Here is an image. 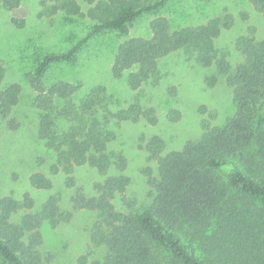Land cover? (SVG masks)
Listing matches in <instances>:
<instances>
[{
    "label": "trees",
    "instance_id": "obj_1",
    "mask_svg": "<svg viewBox=\"0 0 264 264\" xmlns=\"http://www.w3.org/2000/svg\"><path fill=\"white\" fill-rule=\"evenodd\" d=\"M83 1L92 6L87 13L81 11L79 0L53 1L55 12L65 13L69 20L86 17L92 28L87 38L67 52L46 55L34 80L38 138L55 153L53 172L68 175L72 185L77 167L88 166L101 174L114 165L123 170V155L108 150L118 127L141 118L154 124L155 111L142 109L137 98L127 108L114 111L113 96L103 86L77 97L80 86L60 81L47 87L40 78L55 64L73 62L92 36L124 33L141 16L159 12L171 0ZM248 1L264 15V0ZM2 3L14 10L20 0ZM227 23L218 17L202 26L172 30L167 18L157 17L151 21L149 38L119 45L112 75L115 79L127 75L132 90L158 80L159 61L183 51L202 66L214 65L226 77L235 114L223 126H206L199 140L163 157V141L150 140L147 147L158 159L157 176L151 181L155 194L150 206L140 212L119 211L112 202L125 191L129 182L125 176L96 184V196L76 193L75 210L97 213L90 239L104 249L105 256L92 264H264V41L240 38L237 48L243 61L233 69L215 45ZM4 74L0 64V86ZM19 92V85H11L1 93L3 116L9 115ZM30 182L36 189L51 187L41 174L33 175ZM19 213L21 218L14 221ZM70 215L60 211L56 196L37 210L30 197L2 198L0 264H46L40 229L45 223L56 227ZM79 263L87 264V257L82 256Z\"/></svg>",
    "mask_w": 264,
    "mask_h": 264
},
{
    "label": "rangeland",
    "instance_id": "obj_2",
    "mask_svg": "<svg viewBox=\"0 0 264 264\" xmlns=\"http://www.w3.org/2000/svg\"><path fill=\"white\" fill-rule=\"evenodd\" d=\"M53 1L20 0L16 9L8 10L0 0V64L5 72L0 95L11 85L20 87L17 103L9 115L3 116L0 110V200L11 197L22 201L30 197L37 210L51 196H56L60 211L71 215L56 227L49 223L42 225L40 251L47 259L46 264H80L82 256L87 257V264H92L105 256L104 249L94 246L90 239L97 213L75 210L72 199L76 193L96 196V184L111 176H125L129 181L127 187L112 202L119 211L140 212L150 206L155 194L151 181L157 176L158 159L152 157L147 147L150 140L159 137L163 141L160 153L163 157L199 140L206 126H223L235 114L226 77L214 65L202 66L183 51L159 61L158 80L132 90L127 75L121 79L112 75L119 45L130 39L149 38L151 21L157 17L167 18L172 30L202 26L221 17L229 26L221 31L215 45L234 69L243 61L237 48L240 38L264 41V15L248 0H171L159 12L141 16L124 33L92 36L73 62L48 69L40 78L43 86L69 82L80 86L77 97L103 86L113 96L114 111L127 108L136 98L142 109L155 111L154 124L141 118L118 127L108 150L123 155L126 160L123 170L114 165L107 174H101L88 166L77 167L71 175L72 185L68 175L53 172L55 153L38 138L40 117L34 104L37 95L34 80L41 60L49 54L67 52L82 42L90 34L92 22L78 16L69 20L65 13L54 11ZM79 4L83 13L92 7L83 0ZM35 174L47 178L50 189L33 187L30 178ZM22 214L16 215L14 221H19Z\"/></svg>",
    "mask_w": 264,
    "mask_h": 264
}]
</instances>
